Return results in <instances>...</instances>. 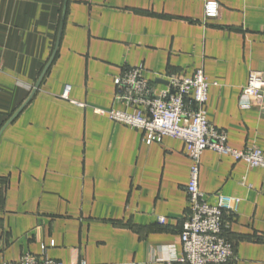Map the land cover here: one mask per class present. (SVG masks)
<instances>
[{"label":"crops","instance_id":"crops-1","mask_svg":"<svg viewBox=\"0 0 264 264\" xmlns=\"http://www.w3.org/2000/svg\"><path fill=\"white\" fill-rule=\"evenodd\" d=\"M206 1L0 0V260L185 264V143L148 144L96 109L144 108L118 98L126 68L143 66L157 92L203 69L208 120L231 147L264 152V99L242 98L264 72V0H217L205 23ZM199 186L209 203L242 199L225 217L230 264H264V169L206 150Z\"/></svg>","mask_w":264,"mask_h":264},{"label":"built area","instance_id":"built-area-1","mask_svg":"<svg viewBox=\"0 0 264 264\" xmlns=\"http://www.w3.org/2000/svg\"><path fill=\"white\" fill-rule=\"evenodd\" d=\"M219 10L217 0H207L204 6L205 23L217 18ZM143 72V66L130 67L115 78L118 98L126 100L130 106L142 105L143 109L132 113L114 108H98L96 111L108 114L115 121L143 129L147 133L145 140L148 144L161 142L165 136L185 143L191 167L187 185L189 210L180 233L184 255L180 261L185 264H230L236 259L235 245L226 236L225 217L238 212L242 199L218 194L215 203L208 202L199 186L201 156L206 150H211L242 160L249 168L264 169V152L258 146L244 149L231 147L227 132L208 120L205 105L210 82L203 69H198L192 77L168 75V86L160 92L144 78ZM69 91L70 86H67L63 96L68 97ZM242 98L246 105L252 104L255 99H264V72H250ZM159 220L164 223L166 218L160 217ZM43 250H46V245ZM0 264L64 263L26 252L18 261L0 260Z\"/></svg>","mask_w":264,"mask_h":264},{"label":"water","instance_id":"water-1","mask_svg":"<svg viewBox=\"0 0 264 264\" xmlns=\"http://www.w3.org/2000/svg\"><path fill=\"white\" fill-rule=\"evenodd\" d=\"M263 113H264V111H263Z\"/></svg>","mask_w":264,"mask_h":264}]
</instances>
